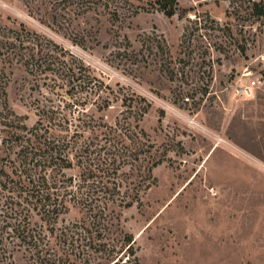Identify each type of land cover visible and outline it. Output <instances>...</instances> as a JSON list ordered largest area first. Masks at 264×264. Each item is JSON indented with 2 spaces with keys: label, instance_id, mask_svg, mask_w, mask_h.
<instances>
[{
  "label": "rangeland",
  "instance_id": "1",
  "mask_svg": "<svg viewBox=\"0 0 264 264\" xmlns=\"http://www.w3.org/2000/svg\"><path fill=\"white\" fill-rule=\"evenodd\" d=\"M248 1L177 0L169 18L155 0H127L112 18L56 0H0V27L24 23L114 91L102 94L112 103L98 117L127 116L126 99L147 108L140 126L164 162L142 203L122 213L138 264H264V19L252 18ZM149 39L162 48L147 51ZM33 79L20 69L9 86L28 128L39 119L35 101L44 100ZM61 85L42 93L63 109L91 93ZM82 108L95 110L64 112L73 121ZM80 217L73 210L64 218ZM17 255L26 264L24 250Z\"/></svg>",
  "mask_w": 264,
  "mask_h": 264
},
{
  "label": "trees",
  "instance_id": "2",
  "mask_svg": "<svg viewBox=\"0 0 264 264\" xmlns=\"http://www.w3.org/2000/svg\"><path fill=\"white\" fill-rule=\"evenodd\" d=\"M56 1L77 5L83 14L112 18L121 16L120 2L128 3ZM248 2L252 18L264 19L263 0ZM155 4L169 18L177 13V0ZM154 43L149 39L144 44L147 51L162 48ZM239 50L245 53L246 44ZM67 52L24 23L0 27V264H21L17 254L22 250L26 264H138L136 241L125 231L122 213L142 203L153 184V170L164 158L153 152L155 146L140 126L147 108L126 99L130 103L124 102L122 115L127 116L114 123L98 117L112 103L102 94L114 91L85 74L73 53L65 61ZM20 69L34 76L33 86L44 97L34 103L39 119L33 128L10 103L9 86ZM61 84L74 95L90 90L97 99L76 97L73 105L63 101V109L42 93L43 86L55 90ZM87 104L95 110L82 108L73 121L64 112ZM73 210L81 217L65 219Z\"/></svg>",
  "mask_w": 264,
  "mask_h": 264
},
{
  "label": "built area",
  "instance_id": "3",
  "mask_svg": "<svg viewBox=\"0 0 264 264\" xmlns=\"http://www.w3.org/2000/svg\"><path fill=\"white\" fill-rule=\"evenodd\" d=\"M256 86V81H253L252 83H251V87H255Z\"/></svg>",
  "mask_w": 264,
  "mask_h": 264
}]
</instances>
